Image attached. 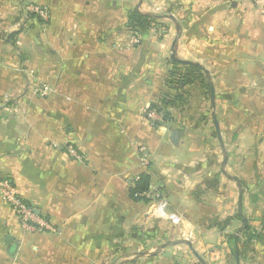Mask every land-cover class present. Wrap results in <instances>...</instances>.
Segmentation results:
<instances>
[{"label":"crops","instance_id":"obj_1","mask_svg":"<svg viewBox=\"0 0 264 264\" xmlns=\"http://www.w3.org/2000/svg\"><path fill=\"white\" fill-rule=\"evenodd\" d=\"M38 1L51 17L29 57L25 0H0V180L51 229L25 231L0 195V264H229L233 233L237 264H264V166L260 180L219 166L224 141L258 138L237 155L264 158V0H164L178 39L128 27L129 10L153 14L145 0L126 10L122 0ZM172 53L207 72L215 97L198 79L153 126L148 110L177 91L167 85ZM142 174L164 214L131 195Z\"/></svg>","mask_w":264,"mask_h":264},{"label":"rangeland","instance_id":"obj_2","mask_svg":"<svg viewBox=\"0 0 264 264\" xmlns=\"http://www.w3.org/2000/svg\"><path fill=\"white\" fill-rule=\"evenodd\" d=\"M177 2V0H175ZM122 2H124V8L125 10L128 9L127 6L130 5V7L132 8L134 5L137 4V0H122ZM145 3L153 10L152 13L154 15H158L160 16L157 20H154L155 22V26H153V28L149 29V32H155L157 34V36H161L163 37L164 35H166L169 30L171 33L172 38H176L178 39L179 36V31L176 30L173 26V24L171 22H169L167 20V17H165V10H164V0H145ZM25 13H26V18H25V25L27 26V31H26V37L29 43V46L27 47V53L30 56L34 55L36 53L35 49H36V45H35V38L36 35H41V31L44 30V33L46 32V27L48 26V23L50 22V17L51 14L47 11L46 6H44L43 4H41L38 0H25ZM35 7H39L40 11H36L34 8ZM179 12V7L176 8L175 12L178 15ZM43 28V29H42ZM134 37V35H133ZM39 39V38H38ZM31 43H33L31 45ZM31 63V61H29V64ZM184 67L181 66V64L179 65H175L173 66L172 70H171V74L169 75V79L167 80V85H169L170 83H175V77L178 75L177 73L175 74L174 72H179L177 70H182ZM28 71V83L30 86H36V80H35V76H34V71H31L30 65H28L27 68ZM40 85V84H38ZM37 85V86H38ZM32 97H31V101L35 102V97L38 95H41V92H39L36 87L35 89H33L32 92ZM192 101L196 102V104H199V98L198 95H192ZM185 99V98H184ZM220 101H227V98H224V96L221 95ZM201 104V103H200ZM194 112H196V110H194ZM201 112V111H200ZM16 113V112H15ZM17 114V113H16ZM195 114V113H194ZM197 114V113H196ZM18 115V114H17ZM200 114L195 115V117L199 116ZM211 115V114H210ZM208 115V116H210ZM200 126L201 130L204 132L207 131V129H203V124L198 125ZM227 127L225 128V135L227 132ZM238 131V130H237ZM203 132V133H204ZM216 142V141H213ZM197 140L196 138H193V140L190 141L191 145H196ZM206 143V142H205ZM209 143V146L212 145V141L207 142ZM224 144L226 145L225 150H224V154H220L219 157V166L222 167L224 170H226L228 173L237 176L238 178H242L244 170L246 168V176L248 175L247 170H249L248 168L250 167L252 172H251V176L256 178L257 180H260V174L258 169L260 168V165L264 166V158H261L259 156H250V157H246L244 158L243 156H239L237 154H244V150L245 148H247L248 146L253 148V149H258L261 142L257 139L252 140L251 142H247V141H242V140H235V141H224ZM264 144V143H262ZM230 155L236 153V156H229ZM262 161V164L261 162ZM211 167V166H210Z\"/></svg>","mask_w":264,"mask_h":264},{"label":"trees","instance_id":"obj_3","mask_svg":"<svg viewBox=\"0 0 264 264\" xmlns=\"http://www.w3.org/2000/svg\"><path fill=\"white\" fill-rule=\"evenodd\" d=\"M160 16L154 14H144L140 12L137 8L131 9L128 12V27L131 28L136 34H143L149 29L155 26L154 20H157ZM175 61L176 65L182 64L184 68L182 70H177L179 72L175 77V86L173 83L169 82V85L172 87H176V93H165L164 96L160 99L159 102L155 103L152 107L159 113L162 114L163 118L170 119L171 112L170 107L181 104L185 102L186 99L183 96V92H180V88H184L188 85L194 84L196 80H201V84L204 90L206 97H211V83L209 80V76L207 72L200 66L194 63H182ZM159 123L156 122L157 126ZM150 180L149 177L145 174L139 176V178L135 181V186L131 189V195L135 199L143 200L149 202V200L141 196L142 193L148 191L150 189ZM250 238V237H249ZM228 241L230 245L231 252L228 256L229 264H237L241 257V247L242 240L241 237L236 234H230L228 236Z\"/></svg>","mask_w":264,"mask_h":264},{"label":"built area","instance_id":"obj_4","mask_svg":"<svg viewBox=\"0 0 264 264\" xmlns=\"http://www.w3.org/2000/svg\"><path fill=\"white\" fill-rule=\"evenodd\" d=\"M252 2H258L259 0H250ZM36 11H42L39 7L34 8ZM42 13V12H41ZM48 88H45V94L47 93ZM147 116L153 126L156 125V122H159L162 119V114L157 112L155 109H149L147 112ZM67 151L71 157L74 159L84 162V156L79 153L72 144L67 145ZM145 146L139 147L141 164L146 167L149 164L148 155L146 152ZM139 177H137L138 179ZM0 195L3 200L12 208L16 217L18 218L21 227L25 231L32 232H41L45 230L51 229V225L49 222L43 218H41L35 209L25 201L18 193L15 185L9 179L0 180ZM141 196L146 197L149 200V208L156 213H165V208L167 203L163 199L161 193L150 187L148 191H145L141 194ZM169 218L177 221V216L172 214L169 215ZM210 256L213 258L214 262L220 261V255L217 251L213 250L210 252Z\"/></svg>","mask_w":264,"mask_h":264},{"label":"water","instance_id":"obj_5","mask_svg":"<svg viewBox=\"0 0 264 264\" xmlns=\"http://www.w3.org/2000/svg\"><path fill=\"white\" fill-rule=\"evenodd\" d=\"M172 19L175 20L174 17H172ZM177 28H179V26H177ZM171 58L173 60H177V59H175V54L174 53H172ZM178 61L182 62V63H190V62H187V61H180V60H178ZM211 94H212V98L214 99L215 92H214L213 87H211ZM216 126H217V128L219 127L217 122H216ZM177 135H178V133L174 132V134H173V139L174 140H178ZM6 242H7L8 245L12 246L13 249L17 246V242L14 241V238L12 236H8ZM199 258H200V260H202L200 256H199Z\"/></svg>","mask_w":264,"mask_h":264}]
</instances>
